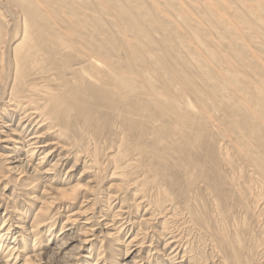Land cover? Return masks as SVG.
<instances>
[{
	"label": "bare ground",
	"instance_id": "bare-ground-1",
	"mask_svg": "<svg viewBox=\"0 0 264 264\" xmlns=\"http://www.w3.org/2000/svg\"><path fill=\"white\" fill-rule=\"evenodd\" d=\"M154 42L183 54L144 50ZM0 150L14 189L40 195L21 211L5 197L0 264H136L151 247L159 264H211L195 234L212 264H253L264 0H0ZM236 209L247 222L231 238ZM98 231L106 247L93 261Z\"/></svg>",
	"mask_w": 264,
	"mask_h": 264
},
{
	"label": "rangeland",
	"instance_id": "rangeland-1",
	"mask_svg": "<svg viewBox=\"0 0 264 264\" xmlns=\"http://www.w3.org/2000/svg\"><path fill=\"white\" fill-rule=\"evenodd\" d=\"M7 48V47H6ZM144 50L145 51H147V52H153V53H158V54H160V55H163V56H167V57H170V58H172V57H175V56H181L183 53H182V51L180 50V49H178V48H172V49H165V48H163L162 46H161V44H158V43H156V42H154L153 43V47L150 49V48H148V47H145L144 48ZM6 51V56L8 55L7 53H8V48L5 50ZM217 118H219L218 116L216 117V120H215V127H216V129L215 130H217V131H219V129H221V123H220V121L219 120H217ZM2 146H5L4 144H2ZM2 152V150H0V154H2L1 153ZM39 157V155H36L34 158H33V160H32V162H31V164H34V163H36L38 160H37V158ZM70 164H67V165H64L62 168H61V173H60V175H61V177H63V175H65V173H66V171H67V169H68V166H69ZM32 170V169H31ZM31 170H29V174H32L31 172ZM82 170V167L81 166H79L75 171H73V181H75L76 179H78V176H79V173H80V171ZM8 171H6V168L4 167V166H2V164L0 163V197H3L2 198V201H3V199L4 200H6L5 202H2L1 203V206H0V223H1V221H2V215L4 216V215H6V216H4V218H6L8 215H9V213H8V211L10 210V209H8L7 211H5L4 209H5V205L6 206H11V204L12 203H10V201H7L8 199H6L5 197L6 196H10V198L12 199V202H14V201H16V200H18V201H16V203H17V208H18V210L19 211H21L22 209L24 210V209H27L28 210V207H30L31 205L33 206V207H39V204H38V200L36 201H34V200H30L29 198H27L28 196H27V194H31V193H33L32 194V196H34V197H36V198H38V196H40L39 194H38V192H36V190H34V189H31L30 187H27L24 191H19V190H17V189H14V185H16L15 184V182H14V178L16 179L18 176L17 175H13L12 173H9ZM90 175V173L89 174H87L86 176H89ZM85 176V177H86ZM65 177V176H64ZM72 181V180H71ZM4 185H6V190H4L3 189V186ZM105 186H108V184L107 185H105ZM53 188V187H52ZM51 189V187H49V189L47 188L46 190H48L47 191V193H46V195L47 196H49V194H52L53 192L51 191H49ZM40 190H41V188H40ZM15 191V192H14ZM20 192V193H22L21 194V196H17L15 193H17V192ZM35 191V192H34ZM4 195V196H3ZM22 195H24V196H22ZM81 201V200H80ZM80 201L78 202V203H76V204H72L70 207V209L68 210V211H75L81 204H80ZM128 203H130V202H128ZM128 203H126L125 205L126 206H128L129 207V204ZM24 205H25V207H24ZM115 205V204H114ZM120 206V204L118 205L117 204V208ZM97 210V209H96ZM126 210V209H125ZM3 211H5V212H3ZM67 211V213H65V211L63 210V209H61L60 210V212L61 213H59V215L57 216V218L55 219V223H54V228H53V234H58V232H59V229H60V225H61V223L64 221V217H65V215H67L69 212ZM92 212H94V209L93 210H91ZM132 211V213H133V211H134V213L132 214V216L131 217H136V215H135V210H131ZM239 210L238 209H236L235 211H234V213H236L237 215H235L234 214V216L236 217L235 219H232L233 221H230V222H228V224L226 225V233L228 234V236H230L231 238H233L234 236H235V233H236V229L238 228V226H237V224L238 225H240V224H242L243 222L245 223V222H247V224H249V227L250 228H248V234H247V237H246V243L247 244H252V243H256V242H260L259 243V245H262L261 244V241L260 240H263V238H264V215H263V213H264V210L262 211L263 213H261V215L259 214V216H255L256 218H255V220H254V217H253V221H251V220H247V221H244L243 219H242V214H240L239 212H238ZM142 213V212H141ZM8 214V215H7ZM140 215V214H139ZM11 216V215H10ZM97 216V215H96ZM126 216V215H125ZM33 217V213L32 212H30V214H29V216L27 217V219L26 220H29V219H31ZM241 217V218H240ZM260 217V219H258V218ZM11 218L13 219V222L14 221H16L12 216H11ZM237 219V220H236ZM240 221H239V220ZM258 219V220H257ZM98 220H101V218H99L98 217ZM260 220V221H259ZM255 221V222H254ZM257 221V222H256ZM82 222V221H81ZM255 223V224H254ZM257 223H259V224H257ZM232 224V225H231ZM260 224H261V226H260ZM235 226H237V227H235ZM255 227V228H254ZM97 228V227H96ZM252 228V229H251ZM230 229H232V230H230ZM253 231H251V230ZM101 230V228L99 229V231ZM133 230H136V228H133ZM235 230V231H234ZM262 230V231H261ZM98 231V232H99ZM249 232H250V234H249ZM252 233V234H251ZM129 234L130 233H128L127 234V232H126V230L125 231H122V234H121V240H125V238L126 237H128L129 236ZM101 235H103V233H98V237H97V239L96 240H94L93 241V246H90V248L92 249L93 248V250H92V255H91V259L94 261L95 260V258H96V253H97V251H99L98 249L100 248L101 250L100 251H102V249H105V247H106V242H105V240L103 241V243H102V245L100 244V241L103 239L102 238V236ZM195 235H196V237H195ZM195 235H193L192 237V240H193V244L201 251V253L203 252V253H205V254H207V258H208V262H210L211 264H212V259H211V257H210V250H208V248H207V250L206 251H204V249H205V246H204V244H203V242H200V239H199V236L197 235V234H195ZM233 235V236H232ZM256 236V237H255ZM196 238V240H195V238ZM33 238V237H32ZM255 238V239H254ZM257 239V240H256ZM255 240V241H254ZM251 241V242H250ZM41 242V243H40ZM39 242V244H43V240H41ZM199 242V243H198ZM248 242H250V243H248ZM30 243H32V241L30 242ZM147 243V244H146ZM145 243V246H147L149 243L148 242H146ZM197 244V245H196ZM201 244V245H200ZM258 245V247H259V249L258 250H255V252L257 253V254H255L256 256H254L253 257V264H264V250H262V247H263V245H262V247L261 246H259ZM199 246V247H198ZM38 247V249L37 250H40V248H43V247H41V246H37ZM204 247V248H203ZM261 247V248H260ZM4 248V247H3ZM115 249H117V248H120V246L119 247H114ZM202 248V249H201ZM5 250L7 249V248H4ZM3 249V250H4ZM149 250V251H148ZM198 250V252L200 253V251ZM87 251V250H86ZM85 251V252H86ZM105 251V250H104ZM40 252V251H39ZM85 252H83V254L85 253ZM115 252V251H114ZM254 252V251H253ZM82 253V252H81ZM209 254V255H208ZM112 255V254H111ZM141 259H137V261L138 260H140V262H138V263H136V264H159V263H161L162 261H163V258H162V256H161V253L160 252H157L156 251V248H145L144 250H142V252H141V257H140ZM207 258H205V259H207ZM109 260H107L108 262H107V264H109L110 263V261H112V260H114L112 257H110V258H108ZM130 259L131 258H128L126 261H124V262H122L121 260L122 259H120V256L118 255L117 256V258L115 259V261H118L119 262V264H125V263H129L130 262ZM204 259V260H205ZM92 260H90L89 261V263H93V261ZM142 260V261H141ZM211 260V261H210ZM215 260V259H214ZM145 262V263H144ZM216 264H218V262L216 261Z\"/></svg>",
	"mask_w": 264,
	"mask_h": 264
}]
</instances>
